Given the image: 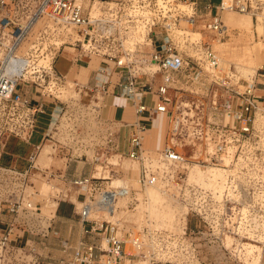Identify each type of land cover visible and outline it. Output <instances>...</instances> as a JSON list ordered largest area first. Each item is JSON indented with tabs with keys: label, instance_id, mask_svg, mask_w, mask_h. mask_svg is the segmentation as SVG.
Here are the masks:
<instances>
[{
	"label": "built area",
	"instance_id": "1",
	"mask_svg": "<svg viewBox=\"0 0 264 264\" xmlns=\"http://www.w3.org/2000/svg\"><path fill=\"white\" fill-rule=\"evenodd\" d=\"M252 9L240 0L207 3L202 9L199 0H0V264H193L192 234L200 232L198 226L188 228L187 217L216 231L222 206L207 205L200 188L182 189L180 173L166 169L228 161L255 170L264 160V143L255 140L256 118L264 117V94L258 93L264 89V74L242 83L209 41L187 43L174 30L183 21L200 27L199 35L206 31L221 42L228 38L222 13ZM68 27L79 36L74 63L90 56L106 61L94 87L109 93L112 71L117 70L118 95L126 94L136 117L147 114L127 125L126 151L120 149V124L102 119L91 103L78 107L75 118L68 114L74 102L59 98L66 78L56 63L63 50L49 39ZM74 86L80 94L81 87ZM115 87L110 94L115 95ZM148 94L156 98L152 110L145 104ZM47 101L55 116L34 144ZM160 115L166 117L167 129L163 147L153 157L144 150L143 139L146 123ZM90 119L95 125H89ZM59 130L61 139H54ZM44 141L62 164L38 163ZM111 156L142 162V190L158 186L161 195L185 211L172 228L155 227L149 219L130 225L114 216L105 218L119 199L127 200L129 212L137 202L130 187L112 186ZM93 165L101 169L97 176L81 173ZM104 169H109L107 176ZM37 179L70 188L51 185L55 206L42 207L44 199L32 200L41 193L34 188ZM72 188L77 189L78 208L68 202L78 218L76 238L63 237L54 220L58 202L71 197ZM254 194L264 195V188ZM246 208L264 210V202Z\"/></svg>",
	"mask_w": 264,
	"mask_h": 264
},
{
	"label": "rangeland",
	"instance_id": "2",
	"mask_svg": "<svg viewBox=\"0 0 264 264\" xmlns=\"http://www.w3.org/2000/svg\"><path fill=\"white\" fill-rule=\"evenodd\" d=\"M213 1L217 3L220 0ZM225 1L230 3L236 0ZM240 2L242 4H250L253 8L252 12L249 10L247 12H238L237 10L224 11L222 20L228 28V38L221 42L212 40L211 34L206 31H201L199 35L198 29L200 27L192 28L183 21H180L178 26L182 30H178L177 27L174 32L176 31V35L184 34V39L188 40L187 43L199 39L209 41L213 49L219 54L222 64L226 68L229 67L235 74V79L240 80L242 83H250L254 77L257 79V74H264V0H240ZM179 9H182V7H179ZM77 40H79V36L72 28L69 32L63 28L58 35H54L49 39L51 44L55 41L62 42L60 48L67 55H73L76 52L74 48L78 45ZM145 54L148 55L149 52H145ZM83 62L75 67H69V60H66L63 67L60 63L57 65L61 74L66 78L64 90L59 95V98L63 101L74 102L73 105L70 104L68 114L74 115L75 118H77L75 113L78 107L91 103L90 106L99 112L102 119H108L105 98L108 95H112L110 94L112 87L109 89V93L102 94L99 90L100 88L94 87L97 82L93 81L88 85L89 88L79 94V90L71 85V83H76L78 86L85 85L89 79L88 71L94 70L95 72L93 73L97 75L101 65H104L106 61L101 57L90 56L89 58H84ZM244 70L249 73L248 77L242 76ZM92 77H94V74ZM99 80L104 81L105 78H100ZM119 90L118 88L115 91V95H118ZM149 96L154 97L152 94ZM130 107L132 119L129 120L127 125L132 124L136 120L134 108L131 104ZM55 111H52V117L55 116ZM163 117L167 121L166 117ZM64 118L65 116L62 121H64ZM89 123L91 126L95 125V120L90 119ZM150 125L151 121L150 123L148 122V128L144 135L143 148L154 157L163 147L161 140L164 141L167 126L165 122L154 133L151 131ZM79 126H81V129L82 127L84 129L88 128L87 123L85 125L79 123ZM118 127L121 131V137L127 140L130 127L123 125H118ZM255 129L256 142L264 143V117L256 118ZM58 132V136L55 135L56 138L54 139L60 140L62 137L61 131L59 130ZM43 146H45L43 150L44 156L42 160H38L40 165L58 166L63 163L64 160L53 155L49 142L44 141ZM121 150L126 151V147L124 146ZM185 153L189 157L192 155L190 149L185 151ZM109 162L112 164L111 169L109 168L113 176L111 177L112 186L124 185L130 187L136 193L137 202L136 209L129 212L125 209L127 200H119L115 206L118 209H115L113 215L106 216V219L114 216L113 219H122L130 225H140L143 224L145 219H149L154 222L155 227L167 226L172 228L175 219L184 215V210H179L171 200L166 199L159 193L158 186H150L142 190L139 183L143 167L142 162L129 160L127 157L119 159L118 156H111ZM256 166L255 170L250 171V169L245 170L234 166L228 161H222L218 165H200L191 162L186 168L174 169L169 167L166 169L170 173L171 171L172 173L174 171L180 173V176L184 179L182 189L200 188L206 192L205 202L207 205L220 202L222 206V222L216 231L208 226H201L190 216L187 217L188 228L193 229L198 226V232H200L192 234L195 239L190 245V250L194 249L196 255L193 264H264V210H249L246 208L248 204L264 202V195L254 194V190L257 191L264 188V160ZM88 168H91L90 173L92 175L97 176L101 172L98 165ZM109 169H104V176L108 175ZM58 184H60V188H70V186H64L58 181L52 182L51 185L57 187ZM51 185L42 179L35 180L34 188L40 190L41 193L32 195L33 203L44 199L43 201L48 200V206L53 205L54 207L55 202H53L52 198L55 197L54 193L56 192L51 189ZM76 191L77 189L72 188L71 197H61L62 200L58 202L57 208L59 207V209L56 211L54 220L56 228L60 230L63 237L70 235L71 238H76L79 231L78 218L73 212V205L68 202V199H70L78 208L74 197ZM233 206H236V209L232 210ZM214 236H218V240H215Z\"/></svg>",
	"mask_w": 264,
	"mask_h": 264
},
{
	"label": "crops",
	"instance_id": "3",
	"mask_svg": "<svg viewBox=\"0 0 264 264\" xmlns=\"http://www.w3.org/2000/svg\"><path fill=\"white\" fill-rule=\"evenodd\" d=\"M207 3H211L213 5L218 4L214 3L213 0H199V8L202 9V7L207 4ZM71 49V48H70ZM66 60H69L70 66L69 67H75V66H79L78 64L74 63L73 61V55H67L64 52H62V55L59 56L56 66L60 63V65L63 67L65 65ZM84 63V62H82ZM101 67H104V65H101ZM84 68V67H83ZM87 68V67H86ZM58 69V67H57ZM59 70V69H58ZM60 71V70H59ZM95 72L94 70H90L88 71V80L86 82L85 85H79L78 87H81V91L86 90L87 88H89V84L93 82L96 74L93 73ZM112 72V76L111 78V82H110V86L109 89L111 87H115L117 84V78L118 75H116L117 70H113ZM94 74V77L91 78V76ZM100 78H105V77H101V75H98V79ZM76 83H71V85L74 87ZM116 88V87H115ZM73 90V89H72ZM117 90V88H116ZM258 93L260 94H264V89L260 88ZM106 106H107V110H106V115L108 117V120L113 121V122H118L120 125H126L129 123V120L132 119V114H131V110H130V102L127 99L126 95L123 94V96H118V95H108L106 98ZM48 105L47 108H45V111L39 115L37 123H36V133L35 135H33L32 137V143H37L40 140L41 137V133L44 132L48 125L49 122L51 121V119H53L54 117H52V111L55 110L53 105L47 101ZM145 104L148 106L149 109H154L156 106V98L155 97H150L149 94L146 95L145 97ZM54 116V114H53ZM135 118H140V119H146L147 118V114H143L141 117H136ZM165 118L163 116H157L156 118H153V120L151 121V131L155 133V131L157 129H160L164 124H165ZM150 123V122H149ZM146 128H148V123H146ZM147 131V130H146ZM121 132V131H120ZM126 132V130H125ZM146 133V132H145ZM126 134V133H125ZM165 137V136H164ZM120 140V148H124V146L126 147V150L128 148V144H127V140L123 139L122 137L119 139ZM126 143V145H125ZM164 143L163 140H161V144ZM45 146H43L41 153L39 154L38 160H42L44 154H43V150H44ZM125 159V158H123ZM90 172V169L85 167L83 169V171L81 172L82 174H87ZM80 174V171L77 173ZM58 211V209H57Z\"/></svg>",
	"mask_w": 264,
	"mask_h": 264
},
{
	"label": "bare ground",
	"instance_id": "4",
	"mask_svg": "<svg viewBox=\"0 0 264 264\" xmlns=\"http://www.w3.org/2000/svg\"><path fill=\"white\" fill-rule=\"evenodd\" d=\"M224 2L225 3H227L225 0H224ZM69 28V27H68ZM68 28H66V31L67 32H69V31H71V28L70 29H68ZM68 29V30H67ZM60 43V44H59ZM55 45H57V46H61L62 45V42H58V41H55ZM244 72V74L242 75L243 77H248L249 76V73H247L245 70L243 71ZM72 87V86H71ZM125 94V93H124ZM126 95V94H125ZM130 160V159H129ZM119 200H121V199H119ZM118 200V201H119ZM43 204H42V207H47L48 206V200L47 201H43L42 202ZM115 206H116V204H115ZM115 206H114V212H115ZM111 215H113V213L110 211L109 212V215L108 216H111Z\"/></svg>",
	"mask_w": 264,
	"mask_h": 264
}]
</instances>
